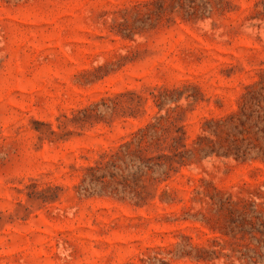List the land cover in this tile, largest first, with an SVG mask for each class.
<instances>
[{
    "label": "rangeland",
    "instance_id": "374dc122",
    "mask_svg": "<svg viewBox=\"0 0 264 264\" xmlns=\"http://www.w3.org/2000/svg\"><path fill=\"white\" fill-rule=\"evenodd\" d=\"M0 264H264V0H0Z\"/></svg>",
    "mask_w": 264,
    "mask_h": 264
},
{
    "label": "trees",
    "instance_id": "16d2710c",
    "mask_svg": "<svg viewBox=\"0 0 264 264\" xmlns=\"http://www.w3.org/2000/svg\"><path fill=\"white\" fill-rule=\"evenodd\" d=\"M236 157V159H238V156H235Z\"/></svg>",
    "mask_w": 264,
    "mask_h": 264
}]
</instances>
